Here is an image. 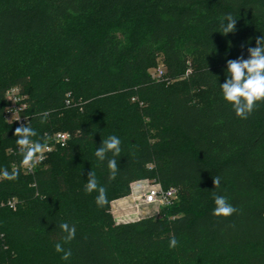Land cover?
<instances>
[{
  "label": "trees",
  "instance_id": "trees-1",
  "mask_svg": "<svg viewBox=\"0 0 264 264\" xmlns=\"http://www.w3.org/2000/svg\"><path fill=\"white\" fill-rule=\"evenodd\" d=\"M26 1L0 0V73L8 75L0 77V120L7 122L6 91L19 86L34 140L57 132L73 137L34 175L19 169L17 179H0V202L19 201L16 210L0 207V264H61L53 252L63 243L62 222L76 229L64 245L72 256L62 264H122L117 249L158 253L173 236L185 262L206 250H238L246 264H264V101L240 119L219 85L227 60L247 59L248 47L264 36V0ZM227 14L237 19L236 31L222 35ZM39 45L48 50L38 58L46 76L26 97L31 77L9 70ZM160 59L167 79L151 72ZM43 112L49 115L42 124ZM8 125L2 138L17 139L19 125ZM111 135L121 140L119 170L112 179L111 153L103 162L95 156L100 184L115 198L142 179L176 187L178 200L159 216L106 228L80 212L62 176L52 183V157L72 160ZM18 153L14 144L0 169L21 167ZM213 193L237 212L214 216Z\"/></svg>",
  "mask_w": 264,
  "mask_h": 264
},
{
  "label": "clouds",
  "instance_id": "clouds-1",
  "mask_svg": "<svg viewBox=\"0 0 264 264\" xmlns=\"http://www.w3.org/2000/svg\"><path fill=\"white\" fill-rule=\"evenodd\" d=\"M237 19L231 14H227L221 19L222 35H228L236 31ZM249 54L247 59L243 56L235 60H227L226 79L223 84H219L222 90L223 99L230 103L235 111V114L240 119H248V116L254 110L256 103L264 101V36L256 39L255 47H248ZM41 123H46L48 112L39 114ZM38 135L37 131L33 129L28 123L20 124L14 131L16 144L19 148V155L22 156V165L29 170L36 168L37 164L42 160V153L47 147V138L41 140H34L33 137ZM111 153L112 158L108 159V169L110 170L111 178L115 179L119 167L117 157L121 154V140L116 135H111L107 139L102 140L101 146L96 149L95 156L98 161L103 162L107 159L108 154ZM19 175L18 170L14 169L9 172L7 168L0 169V179L15 180ZM214 188L220 185V178L214 177ZM85 192L92 194L98 193L96 196V204L98 207H104L109 203L107 197V189L100 185L94 171H90L87 177ZM215 207L212 214L216 217H229L237 212V209L229 202L228 198L223 195L213 193ZM63 233V243L57 242L55 244V251L61 253V259L68 261L72 256L71 248H65V244H69L76 234L74 225L62 222L59 225ZM178 240L173 236L169 241V248L175 249L178 246Z\"/></svg>",
  "mask_w": 264,
  "mask_h": 264
},
{
  "label": "rangeland",
  "instance_id": "rangeland-1",
  "mask_svg": "<svg viewBox=\"0 0 264 264\" xmlns=\"http://www.w3.org/2000/svg\"><path fill=\"white\" fill-rule=\"evenodd\" d=\"M22 2L27 3L26 0H22ZM57 47L59 48V46ZM46 51L48 52L45 46L39 45L36 50L27 54V60L25 62L10 66V74L17 77L24 75H29L31 77V84L26 90V97L29 95L34 96L37 93L36 91L39 88V84L45 79L46 74L43 71H38L39 65L41 66L38 58L40 56H45L47 54ZM159 69L166 71V67L162 59L159 60L158 66L151 71L153 76H156V71ZM5 74V70H3V72L0 73V77L5 76ZM161 79H167L166 75ZM0 107L2 108L1 104ZM5 121L7 120L5 119ZM7 123L10 124L9 121L5 123L0 120V164L3 166L5 165L3 158L4 155L14 144H16L15 138L14 140L11 139L6 141L1 136V133L9 126ZM94 159L95 151L92 149L87 150L85 153L72 160L64 159L61 154L52 157L49 163L52 167L54 178L52 183L57 186V179L59 176H62L66 185L70 188L71 192H73L76 204L80 208V212L94 222L104 225L106 228H110L112 223L115 225L132 223V221H130L131 214L136 210L133 208L131 209L126 205V197L131 194V186L130 193L124 197L115 198L113 192L107 191L109 203L104 207H98L96 204V196L98 193L93 192L92 194H87L85 192L88 173L91 170L95 172L98 182L100 180V175H98L92 167ZM148 180L152 183L157 182V180L151 178H148ZM27 181L30 185L33 184L32 181ZM135 202L141 203L142 198L137 196V198H135ZM162 209L163 208L161 207H151L146 212L151 215L155 214L159 216ZM12 245L19 250L21 255H24V246L19 244L16 240L12 241ZM181 248L182 245L178 243V246L175 249H170L168 245L164 250L158 253L117 249V256L122 264H246V259L240 255L238 250H230L227 253L206 250L203 252L200 259L193 262H185L180 256H178V251ZM43 251L45 255L50 254L45 248ZM61 255V253H57L56 251L53 252L54 260L62 264L64 260L61 259Z\"/></svg>",
  "mask_w": 264,
  "mask_h": 264
},
{
  "label": "built area",
  "instance_id": "built-area-1",
  "mask_svg": "<svg viewBox=\"0 0 264 264\" xmlns=\"http://www.w3.org/2000/svg\"><path fill=\"white\" fill-rule=\"evenodd\" d=\"M165 72L162 69L156 71V77L163 78ZM6 108L4 111V117L11 124H26L29 123L30 118L26 114L28 105L26 98L22 92L21 87L14 86L9 88L5 94ZM72 134L70 132H57L47 136V147L42 153L38 154V157L42 156V160L37 164L36 168L29 170L27 167L21 164V167L15 165L13 170H22L26 175H34L39 166H41L49 156L60 149L68 147ZM140 196L142 198L141 203H136L135 198ZM179 198V190L176 187L164 188L160 182L152 183L148 179L135 181L131 185V194L126 197V205L129 208H133L134 211L131 214L130 221L136 222L145 217L151 216L146 211L151 207H167L175 204ZM19 201L17 199H7L0 202V207H6L11 210L18 208ZM154 215V214H153Z\"/></svg>",
  "mask_w": 264,
  "mask_h": 264
}]
</instances>
